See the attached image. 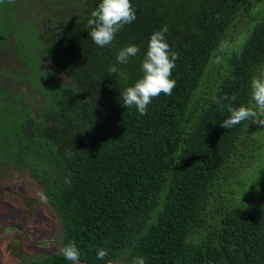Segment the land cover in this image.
I'll return each instance as SVG.
<instances>
[{
    "label": "trees",
    "instance_id": "obj_1",
    "mask_svg": "<svg viewBox=\"0 0 264 264\" xmlns=\"http://www.w3.org/2000/svg\"><path fill=\"white\" fill-rule=\"evenodd\" d=\"M33 1L46 20L39 63L53 75L46 90L34 85L42 101L0 84V166L28 169L43 186L62 241L18 264H72L59 251L70 241L80 264H264V128H222L230 114L216 102L235 94L233 106L248 104L264 72V20L247 9L260 0H131L136 20L103 48L88 27L102 0ZM241 12L246 43L221 51ZM165 25L176 86L141 115L121 93L142 78L150 36ZM128 45L140 51L121 64ZM7 55L20 61L16 44L0 48Z\"/></svg>",
    "mask_w": 264,
    "mask_h": 264
},
{
    "label": "rangeland",
    "instance_id": "obj_2",
    "mask_svg": "<svg viewBox=\"0 0 264 264\" xmlns=\"http://www.w3.org/2000/svg\"><path fill=\"white\" fill-rule=\"evenodd\" d=\"M36 4L33 0H3L0 3V48L16 44L20 52V61H15L12 55L0 57V84L10 92H20L28 103L35 97L44 99L34 85L46 90L48 79L53 75L39 63L43 49L39 33L44 32L46 20H37L41 11ZM17 6L23 10H18ZM247 9L253 22L264 20V0ZM243 15L244 12L238 15L224 39L229 50L239 48L249 37L245 27L248 19L244 20ZM4 93L8 92L4 90L0 94V111L6 113L4 110L9 108L2 102ZM10 224L17 226L16 229L7 228ZM61 241V220L47 201L43 186L28 169L0 166V264L43 259L55 252L56 244Z\"/></svg>",
    "mask_w": 264,
    "mask_h": 264
},
{
    "label": "clouds",
    "instance_id": "obj_3",
    "mask_svg": "<svg viewBox=\"0 0 264 264\" xmlns=\"http://www.w3.org/2000/svg\"><path fill=\"white\" fill-rule=\"evenodd\" d=\"M3 3V0H0ZM136 20V11L132 6L131 0H102L98 7L91 11L88 20V27L91 29L89 35L92 40L101 48L110 45L124 27ZM168 31L167 25L160 31H155L150 36L146 55L142 61V78L138 79L133 86L127 87L122 93V106L130 108L135 106L141 115L147 114L148 105L153 98L161 93L172 95L176 86V81L171 78L172 70L176 67V60L179 54L173 51L166 40L165 34ZM219 48L221 51L227 50V41H221ZM140 51L136 45H128L119 50L117 61L126 64L129 57H134ZM117 69L113 66L109 72L116 73ZM237 96L225 95L224 101H231L224 105L221 101V110L227 109L230 114L224 119L220 126L230 129L243 121H250L260 128H264V72L254 75L250 82V100L248 104L233 106ZM61 254L72 264H80V251L75 241H70L60 250ZM107 249L97 248L99 259L107 255ZM133 264H145L143 257H136Z\"/></svg>",
    "mask_w": 264,
    "mask_h": 264
}]
</instances>
